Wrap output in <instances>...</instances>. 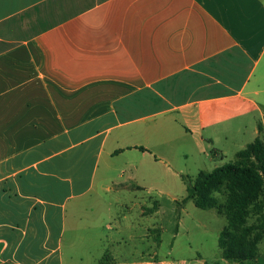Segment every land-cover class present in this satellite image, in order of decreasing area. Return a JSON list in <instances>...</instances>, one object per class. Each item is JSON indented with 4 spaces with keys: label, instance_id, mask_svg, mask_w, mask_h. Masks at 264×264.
I'll list each match as a JSON object with an SVG mask.
<instances>
[{
    "label": "crops",
    "instance_id": "1",
    "mask_svg": "<svg viewBox=\"0 0 264 264\" xmlns=\"http://www.w3.org/2000/svg\"><path fill=\"white\" fill-rule=\"evenodd\" d=\"M257 137L264 0H0V264H238L183 176Z\"/></svg>",
    "mask_w": 264,
    "mask_h": 264
},
{
    "label": "trees",
    "instance_id": "2",
    "mask_svg": "<svg viewBox=\"0 0 264 264\" xmlns=\"http://www.w3.org/2000/svg\"><path fill=\"white\" fill-rule=\"evenodd\" d=\"M262 132V128H260ZM187 196L179 205L192 200L203 210L216 209L226 216L227 226L219 236L223 258L238 264H252L258 244L264 238V138L257 137L235 160L196 178L183 176ZM223 193L222 202L216 193ZM254 209L258 224H247Z\"/></svg>",
    "mask_w": 264,
    "mask_h": 264
},
{
    "label": "rangeland",
    "instance_id": "3",
    "mask_svg": "<svg viewBox=\"0 0 264 264\" xmlns=\"http://www.w3.org/2000/svg\"><path fill=\"white\" fill-rule=\"evenodd\" d=\"M230 154L227 156H219L217 158L218 165H224L226 163L232 162L235 160V157L232 153V151H229ZM213 169V168H211ZM211 171V170H210ZM216 196L219 198V200L222 202V204L225 201V197L223 196V193H216ZM251 214L247 219V224H258L260 222V216L257 214V212L254 209H251ZM210 212L203 213L205 217V221L210 224V231L206 238H203V236H200V239L197 240L195 249L197 253L201 255L205 260H207L209 263L214 260H218V258L221 257L220 249L218 246V229H222L224 223L226 222L225 217L221 216L219 219H215L213 216L211 217ZM167 249V248H165ZM262 253H264V239L262 241L261 245ZM160 255L164 256L166 255V251H160ZM233 263V262H232ZM212 264V263H210Z\"/></svg>",
    "mask_w": 264,
    "mask_h": 264
}]
</instances>
